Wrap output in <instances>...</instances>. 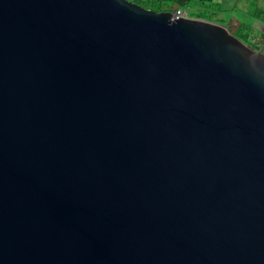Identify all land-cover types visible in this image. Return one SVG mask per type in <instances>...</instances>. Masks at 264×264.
I'll use <instances>...</instances> for the list:
<instances>
[{"label":"water","instance_id":"water-1","mask_svg":"<svg viewBox=\"0 0 264 264\" xmlns=\"http://www.w3.org/2000/svg\"><path fill=\"white\" fill-rule=\"evenodd\" d=\"M0 264H264V45L0 0Z\"/></svg>","mask_w":264,"mask_h":264},{"label":"crops","instance_id":"crops-1","mask_svg":"<svg viewBox=\"0 0 264 264\" xmlns=\"http://www.w3.org/2000/svg\"><path fill=\"white\" fill-rule=\"evenodd\" d=\"M204 10L216 14L211 22L229 27L233 34L242 28L249 44L259 47L264 45V22L261 21L264 16V0H208ZM194 18L199 17L194 16ZM224 20H227V23H224ZM252 27L258 29L259 36L249 31Z\"/></svg>","mask_w":264,"mask_h":264},{"label":"rangeland","instance_id":"rangeland-1","mask_svg":"<svg viewBox=\"0 0 264 264\" xmlns=\"http://www.w3.org/2000/svg\"><path fill=\"white\" fill-rule=\"evenodd\" d=\"M135 1V3L137 4H141L142 2H144L148 7H150L151 10L160 12V9H164V10H172V11H176L178 9H186L189 14L190 17H194V15H203V14H207L210 16H213L215 18L216 14L214 12H208L206 10H204V8L206 7L208 0H132V2ZM160 10V11H158ZM172 11H167V12H172ZM251 21H253L251 19ZM262 22H264V16L261 20ZM224 23H227V20L223 21ZM251 29V30H250ZM249 31H251L254 35H258V29L256 27H252L250 28ZM245 31L241 28L238 31H235V34H237L238 36H240L242 39H244L247 43L248 40L247 38H245L244 36ZM259 43V42H258Z\"/></svg>","mask_w":264,"mask_h":264},{"label":"trees","instance_id":"trees-1","mask_svg":"<svg viewBox=\"0 0 264 264\" xmlns=\"http://www.w3.org/2000/svg\"><path fill=\"white\" fill-rule=\"evenodd\" d=\"M130 1H132V0H130ZM133 2H135V1H133ZM141 6H143V7H145V8H147V9H150V7H148L144 2H142L141 4H140ZM161 11H164V12H167V11H172V10H164V9H160ZM160 10H158V11H160ZM175 11V10H174ZM174 11H172V12H174ZM194 16H197V17H199V18H202V19H205V20H208V21H212L213 20V16H210V15H207V14H201V15H194ZM234 35H236V36H238L237 34H234ZM240 39H242L240 36H238ZM242 40H244V39H242ZM245 41V40H244ZM246 42V41H245ZM247 43V42H246ZM263 43H264V38H263ZM249 44V43H248ZM251 45V44H250ZM253 47H255V48H259V46H256V45H252Z\"/></svg>","mask_w":264,"mask_h":264},{"label":"built area","instance_id":"built-area-1","mask_svg":"<svg viewBox=\"0 0 264 264\" xmlns=\"http://www.w3.org/2000/svg\"><path fill=\"white\" fill-rule=\"evenodd\" d=\"M173 13L178 14V15H183V16H189V12L187 10H184V9H178V10L174 11ZM263 31H264V27H263Z\"/></svg>","mask_w":264,"mask_h":264}]
</instances>
